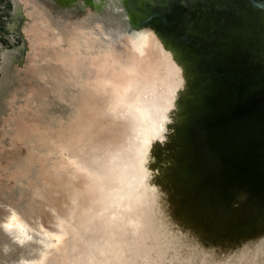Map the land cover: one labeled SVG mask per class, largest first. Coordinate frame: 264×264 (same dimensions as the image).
Here are the masks:
<instances>
[{
    "label": "bare ground",
    "instance_id": "1",
    "mask_svg": "<svg viewBox=\"0 0 264 264\" xmlns=\"http://www.w3.org/2000/svg\"><path fill=\"white\" fill-rule=\"evenodd\" d=\"M113 4L107 0L99 15L103 36L75 26L66 49L54 56L67 71L45 107L58 131L26 140L33 166L28 160L19 167L38 173L33 190L39 196L47 187L43 176H53L65 206L49 213L45 228L37 218L30 227L19 222L30 208L26 198L11 205L0 217V260H7L13 240L27 252L5 264H208L210 251L215 264L238 255L244 264H264V199H249L246 186L230 188L225 175L221 181L218 162L201 146L215 126L211 110L220 79L199 59L178 58L167 38L151 29L139 49L114 52L111 40L126 37L123 12ZM14 5L29 10L37 24L31 44H48L41 37L47 25L29 0ZM19 55L20 49L0 52V99L16 82L10 67ZM66 111L69 132L59 133ZM95 111L118 121L117 136L94 140ZM167 219L172 222L162 231L159 223ZM161 234L172 241L157 245ZM180 239L187 243L177 246Z\"/></svg>",
    "mask_w": 264,
    "mask_h": 264
},
{
    "label": "rangeland",
    "instance_id": "2",
    "mask_svg": "<svg viewBox=\"0 0 264 264\" xmlns=\"http://www.w3.org/2000/svg\"><path fill=\"white\" fill-rule=\"evenodd\" d=\"M17 1L22 3L24 0ZM106 1L29 0L33 14H36L47 25L45 30L41 31V37L49 41L48 44L44 42L42 45H37L35 42L34 45L31 44L29 36L37 24H33V20L30 19L29 10L28 12L25 9L17 11L14 0H0V52L20 49L19 59L15 60L10 67L11 75L15 77L16 82L0 99L2 106V111H0V217L15 202L23 203L26 198L30 202V208L26 215L27 218L21 217L19 222L30 227L37 218L41 220L45 228H50V221L45 218L49 213H54L55 207L65 206V197L56 191L58 189H56L53 176L49 173L43 176L47 187L43 195L39 196L33 190L38 180L36 179L38 173L33 172L32 174L31 169L24 174L19 171V167L28 160H30V166H33L31 165L32 159H30L33 153L29 150L26 140L36 136V132H42V135L46 132L50 137H54V133L58 131V128L50 123L53 116L46 112L45 107L49 100H54L53 89L56 84L66 80L67 71L64 64L54 56L66 49L68 42L66 40L73 37L72 31L75 26H82L83 30L92 32L95 29L99 35L103 36L98 19L105 9ZM141 1L142 5H148L149 0ZM152 1L162 2V0ZM110 2L114 3V9L124 11L123 18L126 25L123 31L126 39L121 37L119 40H111L114 52L124 53L128 48L139 49L143 44V34L147 29H153L156 33L163 29V22L159 18L155 19L151 16L142 20L135 15L137 11L135 5L138 4V0H110ZM175 2L179 18L178 29L184 30V25H186L187 28L184 30L187 32L186 36L198 35L201 39L198 41L194 38L186 42L178 40V37L169 39L170 47L178 58L192 61L199 59L203 62V43L205 42L208 49H232L238 59L237 66L244 61L248 63L263 58L264 0H207V5H211L208 7L209 10H203V1L199 0H193L189 9L184 8L188 1ZM27 5L26 3L25 6ZM196 13L202 16L204 14V17L200 16V19L194 20ZM93 17L97 20L89 19ZM191 18L194 20L192 23H196L192 27L189 25ZM98 32H93V34L97 36ZM203 34L210 39L209 44H207V38H203ZM53 37L59 39V44L53 43L54 40H51ZM213 50L209 51L213 52ZM226 55L230 56V53L226 52ZM84 110L85 108L81 111L85 113ZM67 112L60 117L62 125L59 133L61 130L63 133L69 132V130L64 131V124L70 122L69 112ZM95 114L97 121L92 120L89 125V130L94 134V140L106 142L117 136L118 121L103 119L97 111ZM80 122L83 125L87 123L83 120ZM64 181L66 182V179ZM169 222H172V219L159 223L160 229L166 231L170 226ZM208 229L209 224L204 221V231ZM166 237L165 234L159 235L157 245L161 240L168 243L172 241ZM180 240L182 241H178L177 246L187 243L184 239ZM175 242L176 240L172 242L173 245ZM142 246L147 247V244L144 243ZM9 247L7 260L1 259L0 264L17 263L20 255L27 252V248H23L13 240L10 241ZM137 250L139 252L142 247H138ZM184 257L187 261L189 260L187 255ZM217 259L214 252L208 253V264H215ZM229 264H244V256L234 257Z\"/></svg>",
    "mask_w": 264,
    "mask_h": 264
},
{
    "label": "water",
    "instance_id": "3",
    "mask_svg": "<svg viewBox=\"0 0 264 264\" xmlns=\"http://www.w3.org/2000/svg\"><path fill=\"white\" fill-rule=\"evenodd\" d=\"M175 1L178 0H149L148 5L144 6L138 0L135 15L142 20L151 16L162 20L163 29L159 33L169 42V39L176 37L184 42L194 38L201 40L198 35L186 36V25L184 30L178 29L179 18ZM185 1L188 2L184 8L189 9L193 0ZM199 1H203V10H209L211 5H207V0ZM200 16L204 17V14L202 16L196 13L194 20L200 19ZM194 20H190L191 27L196 24L192 23ZM203 38L206 39L207 36L203 34ZM206 40L207 44L211 42L209 38ZM208 48L206 42L203 43L202 63L206 70L211 71V76L216 75L220 79V83L215 84L220 90L217 92L220 98L211 110L215 126L211 127L205 141H201V146L218 162L217 171L220 172L221 181H226L230 188L248 187V198L253 201L257 197L264 199V56L257 61H244L237 66L238 59L232 49ZM209 181L212 183L214 178H209Z\"/></svg>",
    "mask_w": 264,
    "mask_h": 264
},
{
    "label": "snow or ice",
    "instance_id": "4",
    "mask_svg": "<svg viewBox=\"0 0 264 264\" xmlns=\"http://www.w3.org/2000/svg\"><path fill=\"white\" fill-rule=\"evenodd\" d=\"M152 191H153V192H155V191H156V189H155V188H153V189H152Z\"/></svg>",
    "mask_w": 264,
    "mask_h": 264
}]
</instances>
